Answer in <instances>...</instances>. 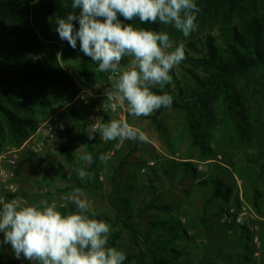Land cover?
<instances>
[{
    "label": "trees",
    "instance_id": "16d2710c",
    "mask_svg": "<svg viewBox=\"0 0 264 264\" xmlns=\"http://www.w3.org/2000/svg\"><path fill=\"white\" fill-rule=\"evenodd\" d=\"M71 3L72 0H39L38 3L0 0V151L7 146H21L36 130L39 120L47 117L54 107H63L77 96L78 86L62 66L66 59L78 56L77 74L86 85L104 76L96 72L98 66L80 52L79 41L75 50L65 41L60 57L54 51L36 56L40 38L50 40L52 20L65 18L72 12ZM195 3L200 8L196 21L199 27L187 38L171 26L124 21L134 27L165 31L177 44L183 42L186 49V59L172 73L173 83L164 89L173 96L171 108H161L153 116L141 118L151 120L159 130L156 120L159 115L165 112L179 115L184 122V134L190 146L198 151L200 160L213 154L209 144L212 135L218 134L220 139L234 136L238 143L247 145L251 153L246 163L254 166L257 174L251 186L252 198L245 195V199L257 210L263 195L255 185L264 176V0H195ZM73 23L78 29V22ZM153 91L159 94V89ZM99 106L98 102L85 107L64 106L80 131L78 137L68 138L67 143L81 141L93 155L91 167L75 164L68 145L59 151L68 165L76 169L83 167L92 173L102 154V149H96L94 143L108 144L98 137L89 140L86 134L88 124L94 122L88 121L87 116L98 112ZM101 118V122L109 120L104 113ZM188 159L192 158L185 160ZM173 166L177 172L197 176V169L187 162L173 163ZM161 170L168 173L164 167ZM74 182V186L65 190L94 187L90 180ZM197 187L210 190L204 208L218 203V218L233 217L229 211L233 203L232 188L228 184L214 177L198 181ZM156 201L141 208L139 217L150 209L170 211L169 206H156ZM62 212L67 213L64 209ZM181 216L187 218L190 213L183 209ZM96 218L111 226L117 223L100 215ZM132 218L128 214L122 222L135 249L124 264H197L191 253L193 239L184 226L180 225L178 230L174 225L166 226L164 221H157L151 223L153 229L143 237L132 224ZM200 223L208 233L210 230L203 217ZM158 227L163 228L169 238L158 234L155 231ZM220 227L237 234L238 239L249 240L245 227L235 222L220 224ZM119 235L112 233L113 247L117 248ZM177 241H184V245L179 247ZM247 246L243 248L247 250ZM244 264H254V260L248 259Z\"/></svg>",
    "mask_w": 264,
    "mask_h": 264
},
{
    "label": "rangeland",
    "instance_id": "374dc122",
    "mask_svg": "<svg viewBox=\"0 0 264 264\" xmlns=\"http://www.w3.org/2000/svg\"><path fill=\"white\" fill-rule=\"evenodd\" d=\"M55 21V19L52 20L50 40L40 38V50L36 56L47 51H54L60 57L65 41H62L55 31L57 27ZM77 60L78 56H72L62 63L64 71L71 76L79 89L77 96L64 106L69 107L74 104L85 107L98 102L100 103L98 112H90L87 116L88 121L92 122L94 121L92 118L96 117L101 118L104 113L109 116V120L115 118L127 120L128 123L143 131L148 138L146 142L128 140L124 143L101 140L108 143L107 145L96 141L94 146L96 149H102L103 155L106 156L109 151H114V154L107 159V163L99 161L97 169L93 172L94 178L90 180L93 188H79L84 198L90 201L96 215L106 217L110 221L117 220V223L112 226V233H120L119 240L116 241L117 248L125 251L127 256L135 253L130 235L122 227L123 220L129 214L133 216L132 224L143 237H146L153 229L151 223L156 224L157 221H164L166 226L174 225L178 230L181 228L180 225L184 226L189 237L193 239L191 253L197 264H244L248 259H253L254 264H264V176L255 185L258 192L263 195L256 210L245 199V195L252 198L251 186L257 174V169L246 163L251 153L247 145L238 143L234 136L229 139H220L218 134L212 135L209 144L213 154L207 159L200 160L198 151L190 146L184 134V122L179 115L173 112L159 115L156 120L160 129L157 130L151 120L132 117L125 109H119L114 114L108 107L110 102L106 97H89V93L97 95L105 89L110 82V74L104 73L101 79H95L91 85H86L77 74ZM124 63L126 64L127 60ZM87 100L88 103L85 104L84 101ZM64 106L54 107L47 117L39 120L37 128L53 114L57 115L62 130L45 145L40 155H27L19 162L14 179L17 190L8 194L6 200L23 197L28 203L36 204L46 199L49 202H57L58 206L66 205L61 207L60 211L62 209L67 213L75 211V206L66 202L64 197L76 188L65 189L74 186L75 180H81L77 175V169L68 165L61 157L59 152L61 147L68 145L75 164L80 163L87 169L91 165L79 159L83 153H88L81 141L67 143L68 138L78 137L80 131L76 127V122L70 119ZM154 114L155 112L149 116ZM95 135L100 139L99 133ZM80 147L82 148L76 152ZM124 157H127V160L120 166ZM189 157L192 159L185 160ZM181 162H187L195 167L197 176L175 171L173 163ZM161 167H164L168 173L164 174ZM239 167L241 169L237 170ZM214 177L220 178L232 188L233 203L229 207L232 218L216 216L218 203L209 204L207 208H204L210 190L200 189L197 187V182ZM152 186L154 189H151ZM154 199H157L156 206H169L170 211L150 209L144 216L139 217V210ZM234 203H236L235 207H233ZM183 209L189 211L190 216L187 218L181 216ZM242 209L244 210L242 224L237 225L245 227L249 240L238 239L237 234H231L229 230L220 227V224L235 222ZM202 217L210 230L208 233L200 223ZM155 231L169 238L163 233V228L158 227ZM2 239L3 233H0V240ZM183 242L177 241L178 246H183ZM109 244L113 246L112 236H110ZM245 244H248L247 250L243 248ZM0 264H31V262L22 257L17 259L11 246L3 245L0 247Z\"/></svg>",
    "mask_w": 264,
    "mask_h": 264
},
{
    "label": "clouds",
    "instance_id": "9594fccd",
    "mask_svg": "<svg viewBox=\"0 0 264 264\" xmlns=\"http://www.w3.org/2000/svg\"><path fill=\"white\" fill-rule=\"evenodd\" d=\"M71 9L65 18L56 19L55 31L74 50L79 41L80 52L98 66L96 72L110 74L104 96L114 114L125 109L128 115L140 118L171 108L173 96L164 89L173 83V71L186 59L184 43L177 44L165 31L124 21L171 26L187 38L199 27L200 8L195 0H72ZM153 89H159V94ZM92 119L86 130L89 140L96 133L105 142L148 139L127 120ZM79 159L87 165L94 162L91 153H83ZM99 159L107 163L105 155ZM76 171L81 180L94 178L83 167ZM64 200L75 211L64 213L59 209L66 205L46 199L36 204L23 197L0 200V247L10 245L17 259L22 257L31 264H124L126 252L109 244L111 224L96 218L83 192L76 188Z\"/></svg>",
    "mask_w": 264,
    "mask_h": 264
},
{
    "label": "built area",
    "instance_id": "2783aa9c",
    "mask_svg": "<svg viewBox=\"0 0 264 264\" xmlns=\"http://www.w3.org/2000/svg\"><path fill=\"white\" fill-rule=\"evenodd\" d=\"M110 85L107 83L106 87ZM90 98L105 97L104 89L100 94L92 95L89 93ZM83 100V98H81ZM85 104L88 103L84 101ZM104 105H102L103 107ZM62 130L60 119L57 115L50 116L46 121L41 123L37 130L28 137L19 147H7L0 151V200H6L8 194H12L17 190V184L14 182L16 168L27 155H40L45 145L54 139L57 132ZM118 149V147H116ZM114 151H109L106 155L107 159L113 156ZM4 192H3V191ZM243 210V209H242ZM244 210L238 214L235 219L236 224H242V216Z\"/></svg>",
    "mask_w": 264,
    "mask_h": 264
},
{
    "label": "crops",
    "instance_id": "0c3cea01",
    "mask_svg": "<svg viewBox=\"0 0 264 264\" xmlns=\"http://www.w3.org/2000/svg\"><path fill=\"white\" fill-rule=\"evenodd\" d=\"M25 164V163H24Z\"/></svg>",
    "mask_w": 264,
    "mask_h": 264
}]
</instances>
